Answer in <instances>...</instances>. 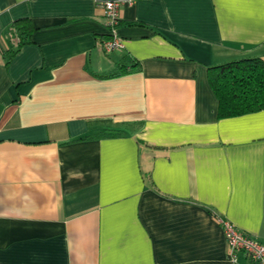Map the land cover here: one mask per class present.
Returning <instances> with one entry per match:
<instances>
[{
    "label": "crops",
    "instance_id": "0c3cea01",
    "mask_svg": "<svg viewBox=\"0 0 264 264\" xmlns=\"http://www.w3.org/2000/svg\"><path fill=\"white\" fill-rule=\"evenodd\" d=\"M102 1L0 0V264H233L218 218L264 242V110L220 119L209 70L264 61V0H121L111 54Z\"/></svg>",
    "mask_w": 264,
    "mask_h": 264
},
{
    "label": "trees",
    "instance_id": "16d2710c",
    "mask_svg": "<svg viewBox=\"0 0 264 264\" xmlns=\"http://www.w3.org/2000/svg\"><path fill=\"white\" fill-rule=\"evenodd\" d=\"M36 27L31 18H22L13 24L9 35L14 39L15 49L7 55V65L17 53L32 42ZM106 38L101 41L109 39ZM211 87L219 100L218 117L228 119L264 110V61L261 58H247L232 61L209 70ZM124 132L107 128L105 135H120Z\"/></svg>",
    "mask_w": 264,
    "mask_h": 264
},
{
    "label": "built area",
    "instance_id": "2783aa9c",
    "mask_svg": "<svg viewBox=\"0 0 264 264\" xmlns=\"http://www.w3.org/2000/svg\"><path fill=\"white\" fill-rule=\"evenodd\" d=\"M125 3L131 4L133 1L107 0L100 3L104 9L106 25L110 35L109 39L100 41V46L107 54L122 50L125 47L124 41L118 33L121 23V10ZM217 220L224 229L229 247V260L233 264H240L241 256H244L253 264H264V242L246 235L226 218H218Z\"/></svg>",
    "mask_w": 264,
    "mask_h": 264
},
{
    "label": "rangeland",
    "instance_id": "374dc122",
    "mask_svg": "<svg viewBox=\"0 0 264 264\" xmlns=\"http://www.w3.org/2000/svg\"><path fill=\"white\" fill-rule=\"evenodd\" d=\"M141 126V122H138L137 124H133V125H129L128 127H127V130H132L133 128H139Z\"/></svg>",
    "mask_w": 264,
    "mask_h": 264
}]
</instances>
